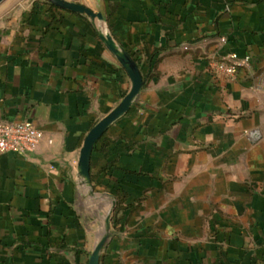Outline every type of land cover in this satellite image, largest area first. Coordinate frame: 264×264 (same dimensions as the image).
I'll return each mask as SVG.
<instances>
[{
  "label": "crops",
  "instance_id": "obj_1",
  "mask_svg": "<svg viewBox=\"0 0 264 264\" xmlns=\"http://www.w3.org/2000/svg\"><path fill=\"white\" fill-rule=\"evenodd\" d=\"M77 2L144 85L93 150L90 195L79 151L129 77L86 17L0 10V121L44 134L0 154V264H88L113 202L99 264H264V0Z\"/></svg>",
  "mask_w": 264,
  "mask_h": 264
},
{
  "label": "water",
  "instance_id": "obj_2",
  "mask_svg": "<svg viewBox=\"0 0 264 264\" xmlns=\"http://www.w3.org/2000/svg\"><path fill=\"white\" fill-rule=\"evenodd\" d=\"M4 0H0V4ZM51 6L63 11H67L76 15L86 17L93 24L96 35L108 52L117 61L120 67L125 71L130 80V88L126 95L121 99L119 104L105 117L99 120L85 136L82 146L79 151V158L77 163V174L84 186L88 188V193L93 195V187L90 177L91 156L97 142L107 132V130L118 119L124 116L131 108L133 102L139 95L143 85L144 79L139 70L137 63L131 55L124 50L113 36L97 27L96 23L100 25L106 22V16L101 10L93 11L83 4L70 0H45ZM115 207V202L112 203L111 209L104 219V226L101 235L89 255L88 264H99L100 253L109 239L111 231V217Z\"/></svg>",
  "mask_w": 264,
  "mask_h": 264
},
{
  "label": "built area",
  "instance_id": "obj_3",
  "mask_svg": "<svg viewBox=\"0 0 264 264\" xmlns=\"http://www.w3.org/2000/svg\"><path fill=\"white\" fill-rule=\"evenodd\" d=\"M246 61L245 59L244 63ZM242 64L241 62L222 59L214 64L213 69L232 79L237 68ZM43 139L44 134L30 123L0 121V154L6 152L16 154L35 152Z\"/></svg>",
  "mask_w": 264,
  "mask_h": 264
},
{
  "label": "rangeland",
  "instance_id": "obj_4",
  "mask_svg": "<svg viewBox=\"0 0 264 264\" xmlns=\"http://www.w3.org/2000/svg\"><path fill=\"white\" fill-rule=\"evenodd\" d=\"M36 0H4L0 4V10H29L32 3ZM70 1H83V0H70ZM110 206L106 207L108 210Z\"/></svg>",
  "mask_w": 264,
  "mask_h": 264
},
{
  "label": "trees",
  "instance_id": "obj_5",
  "mask_svg": "<svg viewBox=\"0 0 264 264\" xmlns=\"http://www.w3.org/2000/svg\"><path fill=\"white\" fill-rule=\"evenodd\" d=\"M49 6H50V9L54 8V7H52L51 5H49ZM119 201H120V200H119ZM119 209H120V205L118 204L117 207H116V209H115L114 215H113V220H112V223H113V224H114V222H115V216H116V214H117V212H118Z\"/></svg>",
  "mask_w": 264,
  "mask_h": 264
}]
</instances>
